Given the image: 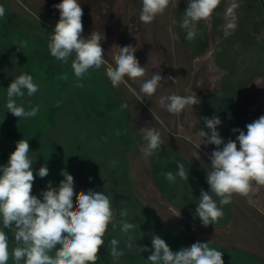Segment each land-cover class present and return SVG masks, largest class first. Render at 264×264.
I'll return each instance as SVG.
<instances>
[{"label":"rangeland","instance_id":"rangeland-1","mask_svg":"<svg viewBox=\"0 0 264 264\" xmlns=\"http://www.w3.org/2000/svg\"><path fill=\"white\" fill-rule=\"evenodd\" d=\"M60 2L0 0L5 8L0 17V165H7L17 141L28 140L34 160L33 195L42 199L48 183L57 187L64 179L62 171H67L74 178V193L93 190L110 198L117 226L109 225L96 264H151L147 258L153 235L174 252L197 241L209 242L223 252L224 264H264V187L251 196V203L234 194L214 225L203 226L195 213L201 190H210L209 156L216 149L201 144L198 130L210 134L204 117L220 118L217 131L227 143L236 140L233 129L246 132L247 124L264 115V0H237V27L228 37L222 26L231 0H221L208 22H198L192 40L179 26L187 0H170L150 24L139 19L142 0H78L83 10L81 35L104 33L101 46L108 64L114 65L118 54L113 45L137 47L135 56L146 67L145 76L135 81L125 77L127 85L119 87L106 76L107 65L77 78L71 58L63 63L51 56L48 43L60 18L54 5ZM157 71L176 82L162 81L148 97L140 86ZM21 74L31 75L39 90L31 97L24 90L16 101L26 111L38 105L35 117L17 118L6 108L7 88ZM172 94L196 95L200 103L171 114L159 100ZM143 127L158 130L164 142L148 158L141 151L146 144ZM196 152L199 160L193 156ZM178 164L184 165L188 180L176 175ZM44 165L49 174L40 178L36 173ZM167 172L176 175L174 183L163 175ZM75 201L74 195V209ZM121 209H127L125 219L136 225L128 234L118 223ZM0 230L9 237L11 253L13 231L4 229L2 220ZM128 235L133 237L131 249L125 245ZM112 238L124 251L115 262L109 254ZM145 246L149 251L142 252ZM8 264H16L11 254Z\"/></svg>","mask_w":264,"mask_h":264},{"label":"clouds","instance_id":"clouds-1","mask_svg":"<svg viewBox=\"0 0 264 264\" xmlns=\"http://www.w3.org/2000/svg\"><path fill=\"white\" fill-rule=\"evenodd\" d=\"M169 3L170 0H142L140 21L144 24L152 23L158 15L164 13ZM220 4L221 0H187V8L179 25L185 31L186 39L192 40L195 37L198 22H208ZM54 7L59 10L60 18L52 31L48 49L51 56L63 63L71 58V68L77 78H82L90 69L99 70L104 65H107L106 76L113 87L127 85L125 77L135 81L145 76L146 67H142L135 56L137 47L113 45L118 48V54L114 56V65L108 64L101 46L105 39L104 33L93 31L87 38L81 35L83 10L78 0H61ZM239 7L237 0H231L224 10L225 23L222 27L225 37L231 35L237 27L236 10ZM4 16L5 8L0 5V17ZM167 80L176 82L171 75L164 77L157 71L141 84L140 92L151 97L162 86L161 82ZM77 86L82 84L78 83ZM24 90L29 97L39 90L31 75L21 74L12 80L7 88L6 108L17 118L35 117L39 111L38 105L26 111L22 104H17L16 98L24 97ZM199 103L196 95L172 94L159 100L160 107L171 114H180L187 106ZM121 107L126 108L127 104ZM221 123L218 116L204 117V125L210 134L203 129L198 130L201 144L216 146L209 156L211 171H207L206 177L210 190H201L195 212L205 227L214 225L223 217V206L232 202L234 194L249 198L251 203V196L264 187V115L247 124L246 132L233 129L234 133H238L236 140L229 139L227 143L217 131ZM140 131L146 141L141 148L144 158L161 150L164 142L158 130L143 127ZM29 148L28 140L17 141L7 165H0V220L4 229L13 231L15 242L10 253L9 237L4 230H0V264H8L10 254L16 264L20 261L23 264H96L109 225L113 229L117 226L116 212L110 198L104 192L93 190L74 193V178L67 171H62L64 179L57 187L48 183L47 190L41 193L42 199L33 195L34 160L29 157ZM193 156L200 159L198 152ZM36 174L44 178L49 174V169L46 165L41 166ZM163 175L173 183L176 175L188 180L183 164H178L176 175L172 172ZM209 192L219 198V203ZM119 216L121 232L128 234L135 229L136 225L125 219L128 216L127 209H121ZM132 239L128 235L125 241L129 249L133 247ZM119 243L116 238L108 241L109 254L114 262L124 255ZM140 250L149 251L147 246L140 247ZM53 251L54 255H51ZM222 256L223 252L211 248L209 242L199 241L174 252L164 239L153 235L152 254L147 260L151 264H224Z\"/></svg>","mask_w":264,"mask_h":264}]
</instances>
